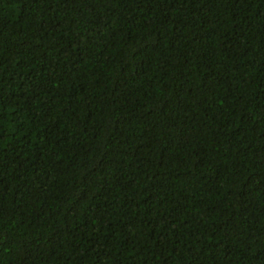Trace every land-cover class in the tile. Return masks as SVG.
<instances>
[{
  "label": "trees",
  "instance_id": "obj_1",
  "mask_svg": "<svg viewBox=\"0 0 264 264\" xmlns=\"http://www.w3.org/2000/svg\"><path fill=\"white\" fill-rule=\"evenodd\" d=\"M0 264H264V0H0Z\"/></svg>",
  "mask_w": 264,
  "mask_h": 264
}]
</instances>
